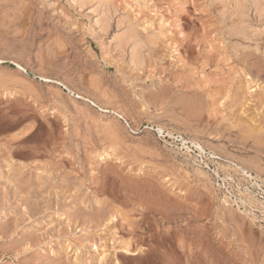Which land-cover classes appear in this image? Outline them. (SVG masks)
<instances>
[{
	"label": "rangeland",
	"instance_id": "rangeland-1",
	"mask_svg": "<svg viewBox=\"0 0 264 264\" xmlns=\"http://www.w3.org/2000/svg\"><path fill=\"white\" fill-rule=\"evenodd\" d=\"M263 7L0 0V264H264Z\"/></svg>",
	"mask_w": 264,
	"mask_h": 264
},
{
	"label": "bare ground",
	"instance_id": "bare-ground-1",
	"mask_svg": "<svg viewBox=\"0 0 264 264\" xmlns=\"http://www.w3.org/2000/svg\"><path fill=\"white\" fill-rule=\"evenodd\" d=\"M263 9H264V7H263ZM129 30V29H128ZM126 33L125 34H123V38L124 37H126ZM134 45V44H133ZM132 45V46H133ZM140 47H139V45H135V47L133 48V50L131 51V55H132V58H130V59H132L133 60V62L135 63V64H138V67H139V57H138V49H139ZM129 59V60H130ZM248 60V59H247ZM130 62H132L131 60H130ZM18 67H19V65H17ZM135 66V65H134ZM136 67V66H135ZM137 68V67H136ZM185 90V89H184ZM187 90V89H186ZM183 92V91H182ZM202 93V92H201ZM234 93V92H233ZM236 95V94H235ZM199 105V104H198ZM194 106V105H193ZM203 106V105H202ZM199 107V106H198ZM195 121V120H194ZM205 122V121H204ZM186 124V123H185ZM212 125V124H211ZM190 129V128H189ZM219 131V130H218ZM168 133V132H167ZM170 133V132H169ZM218 133V132H217ZM166 134V133H165ZM169 136H170V134H169ZM180 138H181V136H180ZM195 140V139H194ZM191 142V141H190ZM256 142V141H255ZM183 143H184V141H183ZM192 143V142H191ZM199 150H202V147L201 146H199V145H195ZM195 147V148H196ZM217 157V156H216ZM212 158L214 159V157L212 156ZM218 159V158H217ZM235 166V165H234ZM263 171V170H262ZM264 172V171H263ZM249 177H251L250 175H249ZM228 178V177H227ZM238 189V188H237ZM253 202V201H252Z\"/></svg>",
	"mask_w": 264,
	"mask_h": 264
},
{
	"label": "built area",
	"instance_id": "built-area-1",
	"mask_svg": "<svg viewBox=\"0 0 264 264\" xmlns=\"http://www.w3.org/2000/svg\"><path fill=\"white\" fill-rule=\"evenodd\" d=\"M257 196L259 197V199L263 198V196L261 194H258Z\"/></svg>",
	"mask_w": 264,
	"mask_h": 264
}]
</instances>
